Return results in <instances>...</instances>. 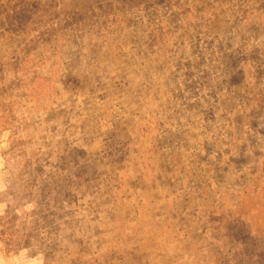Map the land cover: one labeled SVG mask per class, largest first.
Returning <instances> with one entry per match:
<instances>
[{"label":"rangeland","instance_id":"1","mask_svg":"<svg viewBox=\"0 0 264 264\" xmlns=\"http://www.w3.org/2000/svg\"><path fill=\"white\" fill-rule=\"evenodd\" d=\"M0 264H264V0H0Z\"/></svg>","mask_w":264,"mask_h":264}]
</instances>
